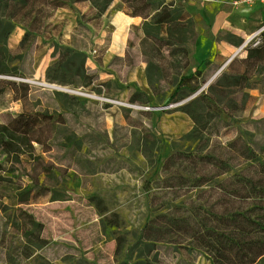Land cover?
<instances>
[{"label":"rangeland","instance_id":"rangeland-1","mask_svg":"<svg viewBox=\"0 0 264 264\" xmlns=\"http://www.w3.org/2000/svg\"><path fill=\"white\" fill-rule=\"evenodd\" d=\"M262 21L264 0H0V264H230L169 219L210 158L264 161V32L236 54Z\"/></svg>","mask_w":264,"mask_h":264},{"label":"trees","instance_id":"trees-1","mask_svg":"<svg viewBox=\"0 0 264 264\" xmlns=\"http://www.w3.org/2000/svg\"><path fill=\"white\" fill-rule=\"evenodd\" d=\"M26 123L24 134L35 126L32 117ZM208 166L214 175L196 187L209 188L176 205L169 223L194 247L230 264H264V161L252 156L233 175L223 157Z\"/></svg>","mask_w":264,"mask_h":264},{"label":"flooded vegetation","instance_id":"flooded-vegetation-1","mask_svg":"<svg viewBox=\"0 0 264 264\" xmlns=\"http://www.w3.org/2000/svg\"><path fill=\"white\" fill-rule=\"evenodd\" d=\"M262 24H263V26L261 27V28H259V29H257V31L258 30H261V29H264V21H262ZM262 33V32H261ZM261 33H259L258 35H256L255 37H253V39H255V38H257ZM252 40V39H251ZM238 43H239V45H238V47H239V49L241 48V47H243V48H241L240 50H239V52H241L245 47H246V45L248 44H246L245 46H243L244 45V43L245 42H243V39H240L239 41H238ZM260 40L257 42V43H255L254 45H253V52H255L256 54H255V56H257V55H259V57H260V53L262 52V51H259L260 50ZM259 51V52H258ZM238 52V53H239ZM237 53V54H238ZM263 59H264V57H263Z\"/></svg>","mask_w":264,"mask_h":264},{"label":"bare ground","instance_id":"bare-ground-1","mask_svg":"<svg viewBox=\"0 0 264 264\" xmlns=\"http://www.w3.org/2000/svg\"><path fill=\"white\" fill-rule=\"evenodd\" d=\"M263 33L264 32V29H261V30H258V31H256L249 39H248V41H250L251 39H253V37H255L256 35H258L259 33ZM51 88L52 89H55V90H57V91H62V92H67V93H71V94H78V93H76V92H74V91H68V90H64V89H62V88H57V87H52L51 86Z\"/></svg>","mask_w":264,"mask_h":264},{"label":"water","instance_id":"water-1","mask_svg":"<svg viewBox=\"0 0 264 264\" xmlns=\"http://www.w3.org/2000/svg\"><path fill=\"white\" fill-rule=\"evenodd\" d=\"M248 42H249L248 40L245 41V43H244L243 46H245ZM241 48H243V47H241ZM241 48H240V49H241ZM240 49H238L237 53L239 52ZM237 53H236V54H237ZM230 60H231V59H229L228 62H229ZM228 62H227V63H228ZM227 63H226V64H227ZM226 64H225V65H226ZM225 65H224V66H225ZM224 66H223V67H224ZM223 67H222V68H223ZM222 68H221V69H222ZM221 69H220V70H221Z\"/></svg>","mask_w":264,"mask_h":264},{"label":"crops","instance_id":"crops-1","mask_svg":"<svg viewBox=\"0 0 264 264\" xmlns=\"http://www.w3.org/2000/svg\"><path fill=\"white\" fill-rule=\"evenodd\" d=\"M243 39V38H242Z\"/></svg>","mask_w":264,"mask_h":264}]
</instances>
